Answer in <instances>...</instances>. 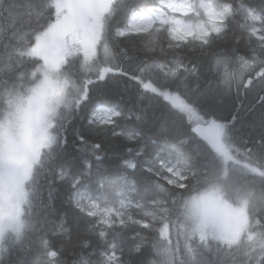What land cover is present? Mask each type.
I'll return each instance as SVG.
<instances>
[{
  "label": "snow or ice",
  "instance_id": "obj_1",
  "mask_svg": "<svg viewBox=\"0 0 264 264\" xmlns=\"http://www.w3.org/2000/svg\"><path fill=\"white\" fill-rule=\"evenodd\" d=\"M74 235L71 264H264V0H0V264Z\"/></svg>",
  "mask_w": 264,
  "mask_h": 264
},
{
  "label": "trees",
  "instance_id": "obj_2",
  "mask_svg": "<svg viewBox=\"0 0 264 264\" xmlns=\"http://www.w3.org/2000/svg\"><path fill=\"white\" fill-rule=\"evenodd\" d=\"M129 54L133 55L134 53H132L131 48H129ZM130 83V82H128ZM124 86H125V82L121 81L120 83H113L110 82L108 87L110 89H113L115 93H123L124 97H125V101H128L129 99L131 100H135V90L133 89L131 92H125L124 91ZM97 98L102 99L103 97L99 96V94H96ZM114 98H119L118 95H114ZM234 95L232 97H218L217 98V107L220 110V114L227 116L229 113V110L231 109V106L234 102ZM77 126H81L83 127L81 122H77ZM114 146H118L120 145L119 141H113L112 142ZM122 148L121 147H115V149L113 150L112 148L109 149L108 152V159L106 161V163L109 165L108 170L104 171L103 169L100 171V173H95L94 172V177H98V176H104V177H109L111 175H113L115 173V168L113 167L116 162H117V157L119 154L122 153ZM79 153L77 152V149L72 145V141L71 138L69 139V144H68V148L66 153L63 155V159L65 162L72 164L75 163L76 158L78 157ZM66 200V198H65ZM66 202L65 203H61V201L58 199L57 201V208H62V207H66ZM52 241L55 244V246L57 248L60 247V244L62 242H64L63 238L60 236H53L52 237ZM65 243V249L63 252V256L62 258H66L69 260V264H71V260H72V253L74 251H79V248L77 247V238L74 235L72 242L71 243Z\"/></svg>",
  "mask_w": 264,
  "mask_h": 264
}]
</instances>
